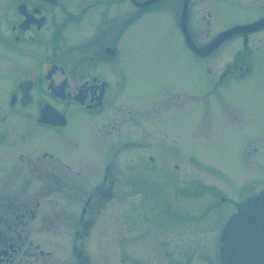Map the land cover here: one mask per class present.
Returning a JSON list of instances; mask_svg holds the SVG:
<instances>
[{
  "label": "rangeland",
  "instance_id": "rangeland-1",
  "mask_svg": "<svg viewBox=\"0 0 264 264\" xmlns=\"http://www.w3.org/2000/svg\"><path fill=\"white\" fill-rule=\"evenodd\" d=\"M229 1L215 0L214 11L208 10L209 0H198L193 6L191 28L199 44L231 25L264 13L263 0H233V4ZM86 2L71 0V10L77 12ZM162 3L153 14L143 15L125 30L119 64L125 74L126 89L112 109L90 116L75 108L77 112L70 114L68 127L58 133L33 128L16 113L6 115L3 122L10 130L7 138H16L10 145H0V175H6L0 177V183L9 184L0 186V197H11L14 211L20 209L25 215V224L18 229V250L6 256V264H214L212 251L225 214L239 210L243 205L240 194L264 177V51L257 55L260 57L255 61V73L244 82L250 85L233 91L231 84L223 92L230 104L231 97L244 109L246 120L241 133L225 130L221 119L219 124L213 120V104L218 105L209 94L213 80L196 65L183 43L178 26L179 4L176 1L174 7L171 1ZM166 5L169 14L163 9ZM99 9L91 12L88 23L84 22V40L71 41L75 51L92 53L97 45L114 36L119 21L110 23L109 18L101 17L108 12L114 15V10ZM208 12L215 17L210 18ZM59 46V57L66 59L70 38L66 42L60 40ZM228 51L224 48L222 56ZM220 56H209L204 66L222 68L226 61L219 62ZM18 63L15 67L0 60V75L13 76L23 70ZM25 65L35 69L33 62ZM95 67L100 69L101 65ZM106 70L103 68V74ZM190 96L199 98L192 100ZM130 104L144 107L147 116L157 121L156 132L163 129L168 133L155 136L154 144L150 142V154H144L148 150L142 148L140 153L136 148L125 149L127 141L146 140L140 139V131L149 130L148 126H141L139 121L143 120ZM128 112L134 125L122 123L115 129L105 126V117H120ZM26 130L29 135L20 139L19 135ZM254 140L260 145L252 143L247 147ZM253 146L257 150L251 152ZM44 152L75 172L60 169L49 158L36 160ZM149 155L158 165L147 167ZM187 158L196 164L184 165ZM105 162L111 164V169L107 181L102 182ZM39 163L44 169L53 168L59 184L49 186L36 180L45 175L40 172ZM142 166L147 167L144 177ZM217 169L229 191L238 188L240 197L235 198L233 205L215 210L208 209L212 198L206 192H198V188L213 185L210 172ZM154 171L156 178H166L171 183V189L167 191L158 183ZM118 173L128 182L121 180L122 185L117 180ZM132 180L133 187L129 185ZM87 197L91 198L88 206ZM1 198L0 215L11 216L14 211L7 210Z\"/></svg>",
  "mask_w": 264,
  "mask_h": 264
},
{
  "label": "flooded vegetation",
  "instance_id": "flooded-vegetation-1",
  "mask_svg": "<svg viewBox=\"0 0 264 264\" xmlns=\"http://www.w3.org/2000/svg\"><path fill=\"white\" fill-rule=\"evenodd\" d=\"M147 1L149 0H87L83 6L79 7L77 12H73L71 10V0H0V46L3 48V50H0V60H3L5 63L9 62L15 67H17L16 64L20 62L23 67V70L20 67V72L18 71L13 76L7 73L0 75V93H2L3 97L0 99V101H2V105H0V145H10L16 138L12 137V140L11 138H7L10 134V130L3 122L6 119V115L10 113H16L21 118H25V122L31 124L33 128L38 130L46 129L58 133L68 127L70 114L72 112H77L75 108H79L80 112L87 113L90 116L101 114L112 109L116 105V102L123 96L126 89L125 74L121 64H119L121 56L120 43L125 30L127 27L135 24V22H138L143 15L153 14V12H155L153 10L157 7H162V2L165 1L173 2L172 5L174 7L176 6V1L177 4H179V28L182 13L185 11L190 37L198 47L206 45L218 34L231 27L252 24L259 20L263 22L262 27L256 31L245 34L240 33L228 37L217 49L208 53L206 56L192 50L185 42L184 35H182L183 43L193 55L196 65L199 66L201 70L205 71L211 80H213V87L209 91V94L218 101V105L213 104L215 111L213 120L215 123L219 124V119H221L225 126V130L243 132L246 127L245 111L242 107L236 105L231 100V97L230 104L229 101L225 99L226 96L223 92L230 88L231 84H233V91L237 89L240 91L244 90L250 85L244 82L255 73V61L260 57L257 55L264 51V35L261 34L262 31H264V13L255 17L253 20L231 25L216 33L206 43L199 44L197 42L198 37L196 33H194L195 30L191 28V12L193 6L198 3V0H179V2L178 0H157L147 6H140L141 3ZM229 2L231 4L234 3L233 0ZM214 3L215 0H209L208 10L214 11ZM102 7H106L104 11L114 10L115 12L114 15H112L111 12H108V15L105 13V16L101 15L102 18H109L108 22L110 23H112L113 20L119 21L114 36L104 44L97 45V48L92 53L89 52L84 54L82 51H75V43L71 41L76 40L75 42H81L84 40L87 32L85 30L87 28H84L83 25L88 23L87 21L90 19L89 15L91 12H96L97 9ZM163 9L169 14L170 11H168L167 5ZM130 10L133 13L129 14L128 12H130ZM125 12L127 13L123 16L122 13ZM98 16L99 15H97V17ZM208 16L210 18L215 17L213 12H208ZM208 23L210 24L209 21ZM93 33H91V35H93ZM69 38L70 52L65 55L67 56L66 59H62L59 57V43L60 40L63 42L69 41ZM226 47L229 51L227 55L222 56L223 49ZM219 55H221L219 62L224 59L226 61L225 66L222 68L214 66L216 71L213 66H204L206 58H209V56L217 57ZM29 62L34 63V70L31 66L27 67L25 65ZM98 64L101 65L100 69L95 67V65ZM105 67L107 70L106 73L103 74L102 71ZM6 79H8L7 84H5ZM262 80H259L260 84ZM252 84L255 83H251V85ZM263 84L264 82H262V96L264 98ZM190 98L196 100L199 97L194 98L190 96ZM130 106L134 108L136 113H139L138 115L143 120V122L139 121L141 126H148L149 130L140 131V139L146 140L127 141L124 143L126 146L125 149L136 148L138 153H140V149L142 148L148 150L144 154H150L152 149L151 143L154 144L155 136L160 134L168 136V133L163 129H161L160 132L154 130L157 121L147 116L144 107H140L139 104H130ZM44 109L45 112L43 111ZM29 110L31 112H29ZM55 111L65 116V125L59 126L54 123V118L56 117ZM118 114L120 116V113ZM126 116H129V120L126 119ZM132 118L133 116L130 112L120 117H105V126L115 129L122 123L129 122L134 125ZM60 121L65 122L62 118ZM23 132V135H19L20 139H25L29 135L27 130ZM252 143L260 145L258 141L254 140L248 142L247 147ZM247 147L243 150L244 159ZM256 150L257 148L253 146L250 151L254 152ZM258 152L255 153L257 154ZM53 157L54 155L51 153L44 152V154L36 160L42 161L49 158L53 160V164L60 169L71 170L69 165H61L59 159L56 157V159H54ZM27 161H31V158L27 159ZM148 161L147 167H149L148 165L150 164L158 165V163L153 162L154 158L150 155L148 156ZM184 162H186L184 165L192 166L196 164L195 160L191 161L188 158ZM40 167V172L44 171L45 175H42L43 178L39 177L36 180L49 186H56V184H59V178L56 177L52 167L44 169L42 164H40ZM147 167H140L143 177V170ZM110 169L111 164L105 162V165L101 169L103 173L100 175L102 177V182L107 181ZM168 171L169 167L167 168V173H170ZM153 174V177L158 180V183L163 184L167 191L171 189V183H168L166 178H156L155 171ZM210 174L214 184L211 186H200L198 188V192H206L209 197L212 198V202L208 206V209L217 210L224 205H233L235 198L243 196V200L240 201V203L243 204L242 207L239 206V210L236 208V211L225 214L218 228V231H220L224 221L232 215L233 212L241 211L253 198L260 194L264 189V177L258 181L257 184H253L251 187L247 188L246 191L241 193L238 197V188L235 191L234 187H232L229 191L228 184L222 172L217 169L213 170L212 173L210 172ZM120 175H122V168L120 169ZM5 176L4 174L0 175V177ZM53 179L56 182H53ZM117 180L120 182L121 180H123V182H128L127 179L120 178L119 173ZM123 182H121L122 185ZM172 182L175 185V182ZM133 183L132 180V183L129 185L133 187ZM5 185L8 186L9 184L0 183L2 187ZM146 185L147 188H149V184ZM96 187L97 186H95V189ZM135 191L136 190H134V192ZM149 191H151V189H149ZM151 196L152 195H149V197ZM90 199V197H87L85 205L88 206ZM85 212L86 207L81 211L83 214L82 217L85 215ZM16 214L21 218L25 216L24 212H15L14 215L16 216ZM212 253L215 254L214 264H218L216 256L217 244ZM1 254L6 256V251Z\"/></svg>",
  "mask_w": 264,
  "mask_h": 264
},
{
  "label": "water",
  "instance_id": "water-1",
  "mask_svg": "<svg viewBox=\"0 0 264 264\" xmlns=\"http://www.w3.org/2000/svg\"><path fill=\"white\" fill-rule=\"evenodd\" d=\"M157 0H149L140 6H147ZM185 11L180 22L181 30L188 45L197 53L205 55L218 47L227 37L249 32L260 27V23L229 29L204 47H197L191 40L187 28ZM54 123L58 124L62 116L55 113ZM220 264H264V191L254 199L243 212L233 215L225 224L219 237Z\"/></svg>",
  "mask_w": 264,
  "mask_h": 264
},
{
  "label": "trees",
  "instance_id": "trees-1",
  "mask_svg": "<svg viewBox=\"0 0 264 264\" xmlns=\"http://www.w3.org/2000/svg\"><path fill=\"white\" fill-rule=\"evenodd\" d=\"M6 205L7 210L9 211H14L16 206L12 201H7L4 198H1ZM12 213L11 216H1L0 215V254L4 251L8 252V256H10V252L14 253L15 251L17 252L18 250V244L20 243V233L19 230L21 223L20 220L22 219L20 216L16 214L14 215L15 212ZM12 220L14 222H12ZM3 222V223H2ZM2 224H4V229L2 228ZM12 226H15V229L12 231ZM6 255V256H7ZM6 256L0 255V264H6Z\"/></svg>",
  "mask_w": 264,
  "mask_h": 264
}]
</instances>
